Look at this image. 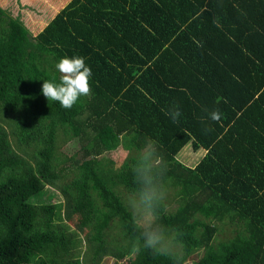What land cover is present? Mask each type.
<instances>
[{"label":"trees","instance_id":"trees-1","mask_svg":"<svg viewBox=\"0 0 264 264\" xmlns=\"http://www.w3.org/2000/svg\"><path fill=\"white\" fill-rule=\"evenodd\" d=\"M74 55L91 94L64 109L41 88ZM148 141L185 264H264V0H0V264H172L120 194ZM187 146L203 155L183 161ZM119 147L114 167L101 155Z\"/></svg>","mask_w":264,"mask_h":264},{"label":"clouds","instance_id":"clouds-1","mask_svg":"<svg viewBox=\"0 0 264 264\" xmlns=\"http://www.w3.org/2000/svg\"><path fill=\"white\" fill-rule=\"evenodd\" d=\"M55 67L61 74L59 82L44 80L41 88L47 100L59 102L64 109H71L80 97L91 94L89 81L92 70L84 57L64 56ZM168 114L174 121L181 115L178 106H174ZM208 118L219 122L222 114L219 109H214L208 113ZM165 168L166 163L157 151L156 142L148 141L133 166L137 188L128 203L136 224L142 229L143 247L169 258L172 264H185L180 241L172 237L167 226L159 223V208L165 195L161 177Z\"/></svg>","mask_w":264,"mask_h":264},{"label":"rangeland","instance_id":"rangeland-1","mask_svg":"<svg viewBox=\"0 0 264 264\" xmlns=\"http://www.w3.org/2000/svg\"><path fill=\"white\" fill-rule=\"evenodd\" d=\"M45 1L47 3V0H45ZM54 3L52 4V6L54 5ZM75 149H77V144L74 141H70L69 143H67L63 147L64 152L67 153V154L73 153L75 151ZM182 152H183L182 156L184 158H181L178 155L179 158L182 159L183 161L187 162V163H191V162L197 161L199 159V157H201L203 155L204 151L202 149H200V150L194 152L191 149L190 146H187L186 149L183 150ZM127 154L128 153H127L126 150H124L123 148L119 147L116 150L105 152L101 156H103L104 160H106V161L107 160L112 161V166L118 167L122 163L124 158L127 156ZM69 180H70V177L68 176L66 178H63L62 182L66 183ZM51 188L48 187L47 191H52L53 190V192H52V195H53L52 200L54 202H57V201H60V200L63 202V196H61V194L56 189H54V188L51 189ZM120 194H121L122 198L128 203L129 198H130V196L132 194L128 193L127 191H125L123 189L121 190ZM169 195H170L169 192H167L164 195V200L166 201V203L168 204L169 207H172V209H174V201L169 198L170 197ZM62 210H63V207H62ZM75 221L76 220L74 218L73 220L67 221V223H70L72 226H74V222ZM110 225H111V231H115L116 232L118 230L115 222L111 221ZM217 225L219 227V231L216 234L218 236V238L226 237V236H228V235H230L232 233L233 226H231V225H229L227 223H217ZM74 227H76V226H74ZM80 233H81V236H84V231L80 232ZM201 251L202 250L200 249V250H197L196 252H194L193 255H191L190 258L186 261V264H193L199 258ZM126 261H127L126 259H123L122 261H119L118 264H125ZM114 263H115V261L113 260V258L105 257L100 264H114Z\"/></svg>","mask_w":264,"mask_h":264},{"label":"bare ground","instance_id":"bare-ground-1","mask_svg":"<svg viewBox=\"0 0 264 264\" xmlns=\"http://www.w3.org/2000/svg\"><path fill=\"white\" fill-rule=\"evenodd\" d=\"M255 248V247H254Z\"/></svg>","mask_w":264,"mask_h":264}]
</instances>
